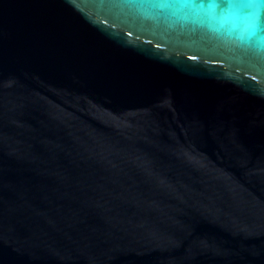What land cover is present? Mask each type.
<instances>
[{
  "label": "water",
  "instance_id": "obj_1",
  "mask_svg": "<svg viewBox=\"0 0 264 264\" xmlns=\"http://www.w3.org/2000/svg\"><path fill=\"white\" fill-rule=\"evenodd\" d=\"M0 264H264V0H0Z\"/></svg>",
  "mask_w": 264,
  "mask_h": 264
}]
</instances>
